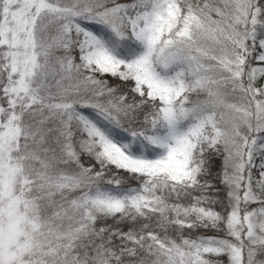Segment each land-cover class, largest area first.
Returning <instances> with one entry per match:
<instances>
[{
  "label": "snow or ice",
  "instance_id": "6c2138e0",
  "mask_svg": "<svg viewBox=\"0 0 264 264\" xmlns=\"http://www.w3.org/2000/svg\"><path fill=\"white\" fill-rule=\"evenodd\" d=\"M0 264H264V0H0Z\"/></svg>",
  "mask_w": 264,
  "mask_h": 264
}]
</instances>
